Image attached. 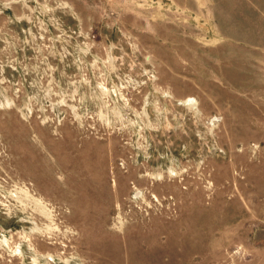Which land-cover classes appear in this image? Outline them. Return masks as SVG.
<instances>
[{
  "label": "rangeland",
  "instance_id": "obj_1",
  "mask_svg": "<svg viewBox=\"0 0 264 264\" xmlns=\"http://www.w3.org/2000/svg\"><path fill=\"white\" fill-rule=\"evenodd\" d=\"M0 264H264V0H0Z\"/></svg>",
  "mask_w": 264,
  "mask_h": 264
}]
</instances>
